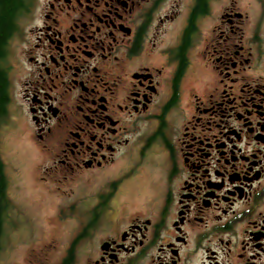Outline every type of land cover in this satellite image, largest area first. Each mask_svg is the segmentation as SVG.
Returning a JSON list of instances; mask_svg holds the SVG:
<instances>
[{
  "label": "flooded vegetation",
  "instance_id": "flooded-vegetation-1",
  "mask_svg": "<svg viewBox=\"0 0 264 264\" xmlns=\"http://www.w3.org/2000/svg\"><path fill=\"white\" fill-rule=\"evenodd\" d=\"M199 1L22 0L0 55V264H264V0ZM11 128L45 157L62 230L18 257Z\"/></svg>",
  "mask_w": 264,
  "mask_h": 264
},
{
  "label": "rangeland",
  "instance_id": "rangeland-1",
  "mask_svg": "<svg viewBox=\"0 0 264 264\" xmlns=\"http://www.w3.org/2000/svg\"><path fill=\"white\" fill-rule=\"evenodd\" d=\"M8 131L11 132L5 134L3 155L7 162L9 191L15 208L11 222L5 221L2 237L4 240L8 238L11 244L23 241L12 244L11 249L9 246L13 256L18 257L26 255L31 247L39 246L37 242L57 239L62 230L53 216L54 207L50 204L47 190L49 183L39 178V165L45 163L44 155L20 129L11 128ZM54 199L60 197L53 196L52 201ZM13 220L15 225L12 224ZM19 264L25 263L21 261Z\"/></svg>",
  "mask_w": 264,
  "mask_h": 264
},
{
  "label": "trees",
  "instance_id": "trees-1",
  "mask_svg": "<svg viewBox=\"0 0 264 264\" xmlns=\"http://www.w3.org/2000/svg\"><path fill=\"white\" fill-rule=\"evenodd\" d=\"M21 3L22 0H0V55L2 52L3 41L5 40L7 33L12 28L13 16L20 7ZM199 4L203 5V1L200 0ZM4 88H5L4 74L3 72L0 71V107L2 106L3 100L5 99ZM2 181H3L2 177L0 176V188H2L3 186ZM3 205L4 202L2 203L0 198V213L2 211Z\"/></svg>",
  "mask_w": 264,
  "mask_h": 264
}]
</instances>
